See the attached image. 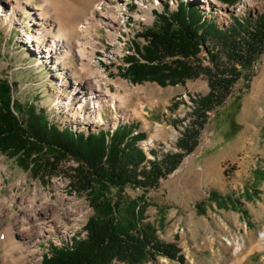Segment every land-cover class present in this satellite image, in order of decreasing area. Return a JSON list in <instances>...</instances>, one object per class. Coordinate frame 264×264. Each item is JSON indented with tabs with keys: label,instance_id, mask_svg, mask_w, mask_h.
Masks as SVG:
<instances>
[{
	"label": "rangeland",
	"instance_id": "obj_1",
	"mask_svg": "<svg viewBox=\"0 0 264 264\" xmlns=\"http://www.w3.org/2000/svg\"><path fill=\"white\" fill-rule=\"evenodd\" d=\"M182 1L186 0H121L116 11L122 18L115 24L114 38L109 39L105 23L98 26L96 40L101 45L95 65L108 75L106 85L112 93L125 99L122 106L103 99L101 115L84 108L81 118L74 117L73 107L67 108L64 100L74 88L72 77L69 88L63 90L55 69L60 64L55 65L53 55L43 52L46 46L30 35L36 22L26 11L9 19V8L2 4L0 79L14 85L17 108L35 106L59 128L90 134L123 125L136 127L135 134H145L139 146L146 154L144 165L149 166L169 152L181 151L177 143L194 121L195 102L210 91L204 74L166 86L154 81L133 83L122 75L129 66L127 58H140L141 49L149 43L142 33L159 24L158 15L177 11ZM190 1L222 29L234 25L235 19L254 22L264 13V0ZM41 4L42 0H32L26 7L35 13ZM60 21L75 25L78 19ZM207 46L212 48L213 41ZM214 51L220 63L229 64L217 43ZM198 62L204 68L213 67L207 48L194 63ZM65 64L71 72L70 66L78 62L74 56ZM242 74L231 95L209 113L200 129L199 145L173 173L147 191L128 186L116 194L115 202L121 200L125 214L117 213L118 218L128 217L125 208L130 201H145L141 223L152 224L162 241L176 242L185 256L184 263L159 256L144 264H264V53ZM20 158L0 151V264H43L52 246L72 247L75 240L86 238V225L95 211L88 194L73 184L71 175L78 163L64 162L60 172L49 178L36 176L32 165L27 167ZM213 191L231 198L227 208L210 200ZM200 204L205 211L198 210ZM38 208L49 211L58 228L46 236L35 235L30 244L20 222ZM67 209L73 216H63Z\"/></svg>",
	"mask_w": 264,
	"mask_h": 264
},
{
	"label": "trees",
	"instance_id": "obj_2",
	"mask_svg": "<svg viewBox=\"0 0 264 264\" xmlns=\"http://www.w3.org/2000/svg\"><path fill=\"white\" fill-rule=\"evenodd\" d=\"M182 2L177 11L158 15L159 24L142 33L148 45L141 49L140 58H127L129 66L122 72L133 83L154 81L162 86L184 84L202 74L209 78L210 91L196 100L194 121L178 140L181 151L169 152L161 160L149 162V166L144 165L146 154L139 146L145 134H135L136 127L123 125L90 134L59 128L35 106L17 108L14 85L0 79V151L19 155L23 164L32 165L38 177L56 176L61 165L72 159L78 163L71 175L73 184L88 194L95 211L86 225V238L75 240L72 247L52 246L43 264H144L159 256L185 262L176 242L162 241L152 224L141 223L145 201H130L125 208L128 217L122 221L117 217V213L124 214L121 200L115 202L114 198L128 186L145 191L156 187L196 149L209 113L225 102L243 70L264 53V13L254 22L235 19L234 25L222 29L215 20H207L190 0ZM210 40L212 48L207 46ZM215 43L225 51L229 64L219 62ZM205 48L212 55V68L194 63ZM210 200L227 208L231 198L213 191ZM198 210L205 211L201 204Z\"/></svg>",
	"mask_w": 264,
	"mask_h": 264
},
{
	"label": "bare ground",
	"instance_id": "obj_3",
	"mask_svg": "<svg viewBox=\"0 0 264 264\" xmlns=\"http://www.w3.org/2000/svg\"><path fill=\"white\" fill-rule=\"evenodd\" d=\"M120 1L42 0L37 11L32 13V10L28 11V7H26L32 0L24 2L23 0H0L3 7L9 8V19H14L20 11H26L27 16L36 22L33 24L35 31L30 35H32L31 37L35 36L36 40H41L42 45L46 46L43 52H50L47 53L49 56L53 55L51 58L55 59V65L60 64L59 67L55 66V69H58L57 79L62 83L63 90L69 88V76L72 77L74 88L71 87L72 89L64 100L67 108L68 106L73 107L70 109L74 117L81 118L84 108L91 112L96 110L95 112L101 115L99 110L105 107L103 99H109L113 105L122 106L126 103L124 98L112 93V90L106 85L108 75L97 67L94 61L97 49L101 45L96 40V33L100 30L98 26L105 23L109 39L114 38L115 24L122 18V14L116 11ZM74 17L78 19L75 25L68 22L63 24L60 21V18L71 20ZM74 56L78 64L75 67L70 66L71 72H67L65 62L69 57ZM115 118L117 119V117ZM34 212L35 214H31L29 218L20 222L21 229L25 232L24 235L27 236L26 239H29L27 242L30 244L35 241L33 238L35 235L46 236L48 231L50 233L53 232V228H58L54 225L51 214L45 208H38ZM72 212L67 209L63 216L71 217L73 216Z\"/></svg>",
	"mask_w": 264,
	"mask_h": 264
}]
</instances>
